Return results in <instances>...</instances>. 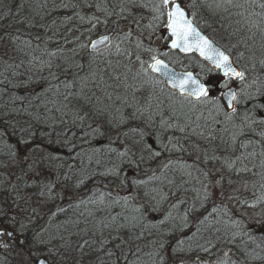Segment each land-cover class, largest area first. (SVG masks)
I'll use <instances>...</instances> for the list:
<instances>
[{"label":"snow or ice","instance_id":"snow-or-ice-1","mask_svg":"<svg viewBox=\"0 0 264 264\" xmlns=\"http://www.w3.org/2000/svg\"><path fill=\"white\" fill-rule=\"evenodd\" d=\"M262 97L264 0H0V264H264Z\"/></svg>","mask_w":264,"mask_h":264},{"label":"trees","instance_id":"trees-1","mask_svg":"<svg viewBox=\"0 0 264 264\" xmlns=\"http://www.w3.org/2000/svg\"><path fill=\"white\" fill-rule=\"evenodd\" d=\"M4 2H5V5H7L9 0H4ZM16 2L18 3L19 0H16ZM56 2L59 3V0H56ZM14 6L15 5H13V7ZM49 7L51 8V3L49 5ZM62 15H63V11H57V12L53 13V17H51V18H56L58 23H59V20L62 17ZM51 18L46 17V19H51ZM61 31L63 32L64 29H61ZM101 31H103V29H101ZM94 37H95V34H94ZM250 43H251V41H250ZM52 46L54 47V45H52ZM258 47H259V45L257 44V48ZM239 50L240 51H244L243 46H241ZM247 54L248 53H246V55ZM259 55H260V53L258 51L257 52V56L259 57ZM184 63L187 64V60H185ZM175 67L184 69L181 65H176ZM188 70H192L194 72L195 71H199L198 68H191V69H188ZM210 77L220 78L218 74H210ZM213 91H214L215 94H217V95L219 94L218 87H215L213 89ZM258 102L264 103V97L259 98ZM238 107H239L240 111H243V110H245L247 108H250L251 107V103H246V104L240 105ZM257 115L261 116V117H264V113H257ZM255 127H256L257 131H259L261 129H264V125H256ZM248 137L253 138V139L257 138L252 133L249 132V133L246 134V137H241V139H245V138H248ZM225 138H227L226 134H225ZM93 146L94 147H96V146L106 147L107 146V139L99 138V139L93 141ZM85 147H87V146H85ZM248 150H250V149H248ZM89 151H90V149H89ZM240 151H242V149H240L239 146L237 145V153L236 154H239ZM210 154H211V152H210ZM223 154L224 153H221V155H223ZM229 154H231V150L230 149H229ZM95 159H96V157L93 158V162L90 163V164L87 162V160L85 161V164L87 165L89 172H91L93 170H102L103 167L108 164L107 160H102L101 165L98 166L94 162ZM186 159L189 160V163L191 162V158H187L186 157ZM123 171H124V174H126L129 177H134L136 175H139V173L136 172V170L131 168V167H125ZM105 184L108 185V188L110 190L119 189L121 191V194H124L123 187H122V185H120V181L119 180L113 181L111 177L103 178V177H100V176H95L92 180L88 181L86 186L81 189V192L82 193H86L89 188L95 190L97 185H100L101 187H103V185H105ZM186 195H187V199H188L187 204L181 205L178 209H171L170 208L171 201H169V202H165L160 207V210L158 212L147 211L145 213L146 218L148 220H150V221L155 222V223H159L160 219H162L163 216L168 211H171L172 212V216L176 218V219H170L167 223L162 225L160 233H154L153 236L148 237L149 240H151V239H156V240L163 239L165 241L166 248H165L164 253H163L165 255H170L171 254L170 253V249L172 248L173 245L176 244L177 240L183 238L186 235L191 234L195 230V228L198 226L197 220L203 214V210L200 211V212L189 213V223L191 224V227L188 228V229H185V230L181 231V230H179L178 227H175V226H177L179 224V216L182 215L184 212L188 211V209L190 208V206L193 203V199H194L193 193L188 192ZM57 203L66 204V201H57ZM197 207H199L198 204H197ZM115 211H119V209H116ZM61 218H63V217H61ZM250 224H252L251 225L252 227L250 226ZM246 229L249 232H251L252 234H254V235H257V236L264 235V228H262L255 221H253V223H251L250 221H246ZM168 231H171L172 234L171 235H166L165 233L168 232ZM27 235L29 236V238H31V233H28ZM246 239H247L246 237H238L237 238V245H239L240 247H243V243L241 241L242 240L246 241ZM186 246H187V242L185 244V247ZM222 247H233V246L232 245H223ZM150 250H151V247H148V248L145 249V251H150ZM233 251H236L235 247H233ZM197 254L198 253H195V252L192 253L193 256H195ZM200 255H204V254L200 253ZM145 260H147V257H145ZM9 262H10V264H14V257H9ZM149 264H150V262H149ZM246 264H248V262H246ZM251 264H261V262L260 261H254V262H251Z\"/></svg>","mask_w":264,"mask_h":264},{"label":"rangeland","instance_id":"rangeland-1","mask_svg":"<svg viewBox=\"0 0 264 264\" xmlns=\"http://www.w3.org/2000/svg\"><path fill=\"white\" fill-rule=\"evenodd\" d=\"M157 43L159 44L160 42H157ZM219 79H220V78H215V80H216V82H217V83H216V87H218ZM250 222L253 223V221H250ZM251 225H252V224H250V226H251ZM251 227H252V226H251Z\"/></svg>","mask_w":264,"mask_h":264},{"label":"water","instance_id":"water-1","mask_svg":"<svg viewBox=\"0 0 264 264\" xmlns=\"http://www.w3.org/2000/svg\"><path fill=\"white\" fill-rule=\"evenodd\" d=\"M94 38H95V37H94ZM177 70L180 71V70H185V69H179V68H177ZM186 70H188V69H186Z\"/></svg>","mask_w":264,"mask_h":264}]
</instances>
